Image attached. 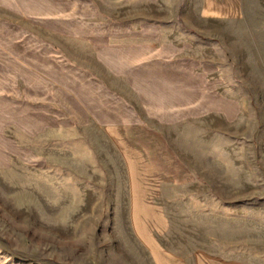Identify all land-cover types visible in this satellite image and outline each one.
I'll return each instance as SVG.
<instances>
[{
  "label": "rangeland",
  "instance_id": "rangeland-1",
  "mask_svg": "<svg viewBox=\"0 0 264 264\" xmlns=\"http://www.w3.org/2000/svg\"><path fill=\"white\" fill-rule=\"evenodd\" d=\"M195 2L0 0V264H155L122 157L99 143L114 117L161 123L197 173L169 189L174 243L242 233L264 264V0L206 36L182 19ZM151 66L184 97L146 101Z\"/></svg>",
  "mask_w": 264,
  "mask_h": 264
},
{
  "label": "crops",
  "instance_id": "crops-1",
  "mask_svg": "<svg viewBox=\"0 0 264 264\" xmlns=\"http://www.w3.org/2000/svg\"><path fill=\"white\" fill-rule=\"evenodd\" d=\"M245 15V0H196L194 15L183 11L182 19L189 21L196 34L206 36L216 34L218 22L240 21L245 19ZM164 61L159 62L163 64ZM111 66L117 68L115 61ZM152 68L146 72L144 81L146 101L153 100L160 105L158 101L162 103L170 92H176V95H171L175 98L177 93L184 97V81L170 80L163 70ZM115 73L120 75L118 69ZM128 75L133 78L132 71ZM116 114L119 115L114 109L102 113L109 117ZM98 123L105 137L99 143H113L122 157L127 177L129 224L155 264H253L248 249L250 239L242 233L239 239H232L208 232L205 243L192 247L172 241L175 239H172L174 234L168 204L170 198L180 194L179 191L170 194L169 189L191 186L197 173L176 150L161 123L115 117Z\"/></svg>",
  "mask_w": 264,
  "mask_h": 264
}]
</instances>
